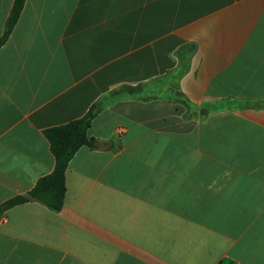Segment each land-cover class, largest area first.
I'll use <instances>...</instances> for the list:
<instances>
[{"label": "crops", "instance_id": "obj_1", "mask_svg": "<svg viewBox=\"0 0 264 264\" xmlns=\"http://www.w3.org/2000/svg\"><path fill=\"white\" fill-rule=\"evenodd\" d=\"M92 110L62 209L0 214V264H264V0H26L0 48V207Z\"/></svg>", "mask_w": 264, "mask_h": 264}, {"label": "trees", "instance_id": "obj_2", "mask_svg": "<svg viewBox=\"0 0 264 264\" xmlns=\"http://www.w3.org/2000/svg\"><path fill=\"white\" fill-rule=\"evenodd\" d=\"M26 0H15L10 17L5 27L6 31L0 38V48L6 41L12 29L16 25L24 8ZM95 112L90 111L84 118L68 124L54 127L45 131L52 153L55 156L56 165L53 173L42 178L37 185L25 196H17L0 207V214L16 205L37 201L44 203L54 211H60L65 198V172L68 162L83 146L93 147L95 140L88 137V129L95 117ZM221 264H234L222 262Z\"/></svg>", "mask_w": 264, "mask_h": 264}]
</instances>
